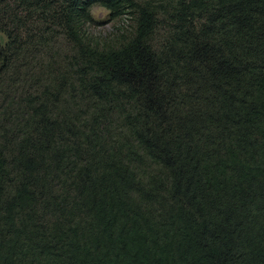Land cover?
Returning <instances> with one entry per match:
<instances>
[{
	"label": "trees",
	"instance_id": "1",
	"mask_svg": "<svg viewBox=\"0 0 264 264\" xmlns=\"http://www.w3.org/2000/svg\"><path fill=\"white\" fill-rule=\"evenodd\" d=\"M0 264H264V0H0Z\"/></svg>",
	"mask_w": 264,
	"mask_h": 264
},
{
	"label": "rangeland",
	"instance_id": "2",
	"mask_svg": "<svg viewBox=\"0 0 264 264\" xmlns=\"http://www.w3.org/2000/svg\"><path fill=\"white\" fill-rule=\"evenodd\" d=\"M90 15L92 18V24L90 25V33L99 37L111 36L115 28L121 26V22L118 19H114L110 16V13L99 6H95L91 9Z\"/></svg>",
	"mask_w": 264,
	"mask_h": 264
}]
</instances>
